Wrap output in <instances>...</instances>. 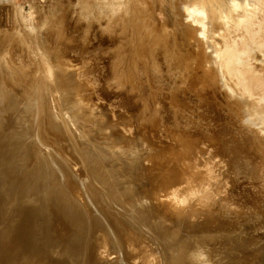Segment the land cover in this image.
I'll list each match as a JSON object with an SVG mask.
<instances>
[{"label": "rangeland", "instance_id": "obj_1", "mask_svg": "<svg viewBox=\"0 0 264 264\" xmlns=\"http://www.w3.org/2000/svg\"><path fill=\"white\" fill-rule=\"evenodd\" d=\"M86 1L87 3H85ZM139 1L0 0V58L2 57L0 59V66L2 65L0 67V86L2 87H0V92L5 91L2 92L4 97L0 93V264H142V258L140 259L138 256V259L133 260L134 257L129 255V246L133 247V245H129V242L133 240L136 248V237L139 239L137 241L140 245V251H144L145 242L152 243L157 249L164 246L162 251L159 249L161 251L158 252L160 255L158 254V260L153 262V264H205L206 261L207 264L210 262V264L264 263L263 256L262 261L259 260L256 263L254 261L258 257L260 259L261 254L264 255V209L263 211L260 209V206L264 207V194H261L260 191V124L256 122L260 116L258 114V117H256V113H260V99L256 101L257 97H253L254 99L250 97L258 96V94L260 96L259 71L264 70V64H260V60H258L260 59V54H264V47L260 41V32L264 34V0H260L259 4L257 0H252L254 2L246 0L249 5H241L243 8L239 9V16L235 15V20L239 18L243 19H239V22H236L231 17L233 16L232 14H230L231 16L228 15L230 11V7L228 6L229 0H224V2L221 0L222 3L220 0H216V3L218 1V7L219 4H222L220 8H224L225 6L226 9V6L229 7L227 8L228 12L223 11L225 12L223 14H225L226 20L231 18L227 21H223L224 17H221L223 14L218 13L216 17L214 14L210 15L211 13H217L215 12L217 9L214 6L216 4L212 5L213 0H204L196 6H192V4L195 5L196 2L198 3L201 0H188L190 3H187L186 0H181L186 2H180V0H171L170 2H168L169 0H155L154 2L159 1V5L155 3L157 6L152 1ZM238 1L241 0H235L236 3ZM204 2L206 4L209 3V9L207 6H203L204 4L202 3ZM137 3L138 7L136 6ZM185 3L186 5H184ZM112 4L115 5L113 6ZM251 4L253 6L256 5V7H253ZM143 5L147 7H143ZM171 5H174V9L176 7V11L178 12L174 9L172 10L173 7ZM187 5L188 9L184 7H187ZM249 6L250 12H247L249 10L246 9L247 14L244 13L245 15H243L241 11H245L244 8ZM141 7L143 8L141 9ZM152 7L154 10L151 9ZM177 7H179V10ZM181 7H184L185 10L181 9ZM189 8L192 10L190 12L193 15L189 12L190 16H193L192 18L188 17L189 14L187 15V12H185ZM180 9L182 15L188 19L183 18L184 16L179 13ZM120 11L122 12L120 13ZM204 12H207V14ZM253 12L256 13V18L252 17L254 21L251 23L252 19L249 20V16L250 18L251 14L255 16ZM142 13H147L148 15H143ZM201 13L206 14V16H203V18L202 15L204 14ZM248 13L251 14L248 15ZM198 16L200 19L196 18ZM194 17L201 21L193 19ZM175 18H179L176 19L179 20V23H175L176 20L173 21ZM232 19L235 21L234 23ZM244 19H247L249 22L247 20L244 21ZM193 20L200 23L203 22L201 23L202 27H198L201 24L195 23L196 21ZM229 20H231L230 24L231 22L234 24H231L233 26L231 28H237L230 29L231 35L229 30V34H227L228 32L225 29L226 35L223 34L222 30L218 34L220 37L222 34L226 37L230 35L231 37H229H233L235 40H229V38L224 37L222 39H227L225 40V44H228L229 41H232V43H229L231 45L234 44L233 42H238V44L242 42L240 45L246 43L247 45H245L248 47L251 46L248 45L249 42L250 44L252 42L253 44L255 43L251 47H248V49L232 48L235 46L230 47V45L222 44L225 47L229 46L232 51L235 50L237 52L235 53L236 55L241 50V52H244L242 56L239 52L238 57H235L233 55L234 52L230 53V48L227 51L219 45L221 43L219 42L220 38H217V32L222 27L219 25H224ZM218 21L219 24L217 23ZM241 21L247 22V24ZM193 23L197 26H194ZM227 23H225V27L230 26ZM235 23H237V26ZM189 26L191 27L189 28ZM210 26L218 27L219 29ZM205 28L206 31L208 29L209 34L213 31L216 33L213 32L212 35H209L205 31ZM211 28L213 31H211ZM238 28L243 29V32L239 31L240 29ZM235 30L239 31V35ZM244 33L245 37L243 36ZM199 34H201L200 37H198ZM241 34L242 36L240 37ZM213 36H217L216 39H218L217 43L219 44H216V41L215 43H213L214 41H210V39L215 40V38H212ZM236 36H239L242 41ZM261 36L264 37L263 35ZM164 38L167 39L164 40ZM206 38L210 39L206 41ZM143 39L145 42H143ZM154 39L155 42L153 41ZM197 39L200 41L199 43H197ZM222 39L221 41H223ZM245 39L248 43L244 41ZM159 41L161 42L159 43ZM36 43L37 45H35ZM209 43L213 45L210 46ZM234 45L239 46L236 43ZM245 45L244 47H246ZM197 47L201 50L199 51ZM217 50H219V53H213L217 52ZM221 50L230 52L225 53L222 58L220 55ZM246 50H248L249 54ZM170 52L174 54L171 55ZM165 54L167 55L165 56ZM210 54L215 55L211 56ZM216 54H219L218 62L215 60ZM228 54L235 58H230ZM247 54L249 58L250 56L253 57L249 59L246 56ZM225 55L237 61L238 64L233 60L230 63V59L225 58ZM13 56L16 57L14 58ZM255 56L258 57L257 60ZM243 57L248 59V62L251 61V63L249 62L251 66H253L252 63L254 61H257L256 64L255 62L253 63L255 66L253 67H257L256 69H258V66L260 67V70L256 72L258 75L254 74L253 71L257 70H253V67H250V64ZM223 59H227L228 62ZM242 59H245L246 62L244 63ZM24 61L25 63L27 61L29 63L27 62L25 65ZM41 61H45V63ZM194 61H196L195 64ZM221 61L225 62L226 66L223 63H221V66L219 64ZM48 62L49 65L47 64ZM206 62H208L209 66ZM42 63L45 64L43 66L47 69L46 72L55 68L56 70L47 72L46 74ZM227 63H230V65L234 64L231 65L232 67L235 66V63L237 64L235 66L237 68L233 67L232 69H237L236 71L239 74L235 75L238 77L234 76V74L229 75L232 78H239L241 84L244 79L245 84L243 82V85H247L244 88L249 91H247L249 97L248 93L246 97L250 98V101L247 102L248 99H246L245 95L242 98L239 96V94L242 95V89V92L239 94H233V86L230 82H235L234 80L239 79H230V77L228 78L229 75L227 76L224 73V71L230 69H227L230 66H227ZM185 65L186 67H184ZM210 65L214 66V69ZM47 67H50V69ZM225 67H227V70H221ZM30 68L33 70H30ZM232 71L234 72L235 70ZM39 72L40 74L37 75ZM193 72L201 73L194 74ZM132 75L134 76L132 77ZM222 75L223 78L221 77ZM239 75L243 78L241 79ZM50 77L52 79L55 78L53 81H60L61 85L53 86L52 84L54 83H52L53 81ZM124 78L127 83L123 81ZM194 78L197 80L195 81ZM199 78L200 81L198 83ZM225 79L228 81L225 82ZM69 80H78L79 82L75 81L78 86L70 90L65 85ZM41 81L45 82V84L48 83L47 86L49 85V87H45L46 90L39 88V86L44 84ZM82 83L84 85H80V88L79 84ZM34 85L35 87H33ZM64 85L65 88H63ZM98 85L101 86L99 87ZM226 85H230L231 90H229L233 93L229 94L230 91L226 89L229 87ZM52 87L55 90L51 89ZM77 87L79 88L77 89ZM127 87L132 88V91ZM225 90H227V95ZM7 93H9V96H7ZM230 97L229 103L227 98ZM114 98L118 99L115 100ZM236 98L238 103L241 102L239 99H243L242 103L236 104ZM120 100L121 102H119ZM252 100L256 103L255 105H252L254 104L253 102L251 103ZM244 101L250 104L248 105ZM179 102L181 103L179 104ZM172 103H174V106ZM231 103H235L236 108L234 107L235 104L233 107L230 106ZM244 103L248 105H244L246 108L242 106ZM261 103L264 104V99ZM178 104L179 106H177ZM231 107L232 110L230 109ZM256 107L258 108V112L254 109ZM234 108L238 112L237 110L235 112ZM48 109H52L53 111ZM250 110L252 112L255 111L253 117ZM245 112H251L250 117L252 120H249L250 117L248 115L250 114L247 115ZM45 113L47 114L44 115ZM237 113L239 116L242 115V118L238 117ZM39 115L40 117H38ZM46 116H50L47 117L50 120L48 121L46 118L47 122L44 123ZM245 118L248 119L246 120ZM50 121L55 125H61V128H49ZM47 128H49V131L45 130ZM59 129L60 131H58ZM130 129L133 132L130 133ZM52 130L54 134H52ZM77 130L78 132H76ZM47 132L51 138L45 135ZM127 132L128 134H126ZM60 133L63 135L59 140L57 136ZM153 136H156L155 138L157 139L153 140ZM47 137L49 138L47 139ZM62 137L65 139L63 140ZM69 138H72V142L74 143L73 148L70 149L68 146ZM146 143H149L150 146ZM74 146L77 151H75ZM60 147L63 148L61 151ZM191 147L201 149L203 151L202 154H207L208 157L216 158L217 160H219L218 158H222L220 160L225 161L227 164L225 171H222L224 165L220 164V167H218V169H221L220 173H224L222 175L224 182H229L225 191L217 193L216 200L217 202H221L225 199L229 202L230 207L226 210L217 207V209H220L219 214L224 219L223 222L220 221L219 214L216 220H214L213 215L214 219H208L209 221L204 224L202 223L201 226L200 222L203 217L195 227L194 223L183 221L190 224V228L188 229L187 224L184 225L186 229L183 228V230L186 232H182L183 235L179 240V236L177 237L175 234L176 229L172 225H175L180 220L175 219V222L173 221L174 224H167L166 221L162 223V216L166 214L170 218L171 212L170 210L164 211L162 216L159 215L157 217L155 204L158 201L160 202V200H157L156 196L160 191V184H163L165 176L168 175L166 171L164 172L165 163L169 160L168 155L177 152L179 149L180 152L184 153L185 148ZM9 151H12L13 155ZM82 151L86 152L89 157V162H86V165L83 163L85 159L81 155ZM65 152L66 154H71L66 156ZM15 156L17 157L15 158ZM68 156H72L74 159ZM9 158L10 160H8ZM11 158L13 159L11 160ZM76 163L78 166L74 165ZM179 164L182 166V163L178 162L176 169L179 167ZM94 165H98L95 174ZM185 168L182 167V170H186ZM76 170H79L78 173L80 175L77 174ZM189 175L191 176L190 169L187 176ZM82 184L86 186L84 187L85 189ZM52 186L53 189H51ZM221 210H225L224 214ZM160 211L159 209L158 212L160 213ZM142 213L145 214L143 215ZM78 218L79 220H77ZM153 227L156 228L152 229ZM160 227L163 229L167 227V229L162 230ZM198 228L199 230H197ZM175 236L178 238L177 241L175 239L174 242H171L170 240ZM195 238H199V241H195ZM95 241L97 243H94ZM106 243L110 244L111 255H107ZM232 243L234 244L232 245ZM184 245L187 246L186 251L189 249L190 253L186 254L182 259L172 260V257L178 253V249H181ZM177 246L179 247L177 248ZM233 249L239 251L234 256L231 254ZM136 251H138L137 248ZM253 252L256 254L258 252L257 255L259 256L256 259L253 257L252 261L250 260V256L255 255ZM203 255L206 256L205 258H208L204 259ZM197 259L199 260L197 261Z\"/></svg>", "mask_w": 264, "mask_h": 264}, {"label": "bare ground", "instance_id": "obj_2", "mask_svg": "<svg viewBox=\"0 0 264 264\" xmlns=\"http://www.w3.org/2000/svg\"><path fill=\"white\" fill-rule=\"evenodd\" d=\"M105 1V0H104ZM132 1V0H131ZM137 1V0H136ZM139 1V0H138ZM147 1H152L153 3H154V5H156L155 3H157L158 4V2L159 1H157V2H154L155 0H147ZM166 1V0H165ZM168 1V0H167ZM171 0H169L168 2H170ZM175 1H177V0H175ZM187 1V3H190V2H188V0H186ZM186 1H181L180 0V2H186ZM193 1V0H192ZM198 1V0H197ZM202 1H204V0H201V1H199L198 3L196 2V4L195 5H193L192 3H194V2H192L191 4H192V6H196L197 4H199L200 2H202ZM219 1V0H218ZM218 1H217V3H216V0L214 1L213 0V4L212 5H214V4H216V5H214L215 7H216V9H217V11H215V12H217V13H211L210 15H213L214 14V16L216 17V16H218L217 14L219 13V14H223V13H225V12H223V11H227V8H229L230 7V11H229V13H228V15H230V14H232L233 16H231L232 18H234V20H235V15L237 14V16H239V14H240V11H239V9H242L243 8V6H245L244 4H248V1H246V0H241V1H238L237 3L235 2V0H229L228 1V6L229 7H227L226 6V9H225V6H224V8H220V5H222V4H219V7H218ZM223 2H224V0H222ZM243 1H245V2H243ZM252 1V0H251ZM258 2V4L260 3V0H257ZM92 2V1H91ZM90 2V3H91ZM117 2V1H116ZM140 2V1H139ZM144 2V1H143ZM167 2V3H168ZM172 2H174V1H172ZM179 2V3H180ZM220 2H221V0H220ZM226 2V1H225ZM252 2H254V1H252ZM85 3H87V1L85 2ZM112 3H115V2H112ZM147 3V2H146ZM145 3V4H146ZM153 3H151V4H153ZM222 3V2H221ZM249 3H251V2H249ZM129 4V3H128ZM134 4V3H133ZM143 4V3H142ZM164 4V3H163ZM166 4V3H165ZM175 4V3H174ZM202 4H204L203 6H207V8L209 9V7H208V4H206V2H204V3H202ZM92 5V4H91ZM113 6L115 5V4H112ZM147 5V4H146ZM146 5H143V7L144 6H146ZM159 5V4H158ZM168 5L170 6V4L168 3ZM176 5V4H175ZM179 5V4H178ZM184 5H186V3L184 4ZM241 5H243V6H241ZM249 5V4H248ZM247 5V6H248ZM252 5V4H251ZM104 6V5H103ZM118 6V5H117ZM122 6V5H121ZM128 6V5H127ZM126 6V7H127ZM137 7H138V3H137V5H136ZM136 6H134V7H136ZM153 6V5H152ZM157 6V5H156ZM155 6V7H156ZM172 6V5H171ZM177 6V5H176ZM200 6V5H199ZM209 6H211V5H209ZM253 6V5H252ZM109 7V6H108ZM136 7V8H137ZM143 7H141V9L143 8ZM147 7V6H146ZM173 8H172V10L174 9V5L172 6ZM185 8H187L188 9V5H187V7L186 6H184ZM184 7H181V9L183 8L184 10H185V8ZM198 7V6H197ZM197 7H195L196 9H198ZM253 7H256V5L255 6H253ZM107 8V7H106ZM122 8V7H121ZM161 8H163L162 6H161ZM168 9H169V7H167ZM192 8V7H191ZM201 8V10H203L202 9V7H200ZM206 8V7H205ZM211 8V7H210ZM248 8H250V6L249 7H245L244 8V10L245 11H241V12H243L242 14L243 15H245V14H247V12H250V10L248 9ZM258 8V7H257ZM108 9V8H107ZM126 9V8H125ZM146 9V8H145ZM149 9V8H148ZM151 9H153V7L151 8ZM159 9V8H158ZM177 9L179 10V7H177ZM181 9H180V14L182 15V11H181ZM246 9H248L249 11H247ZM106 10V9H105ZM113 10V9H112ZM137 10V9H136ZM154 10V9H153ZM163 10V9H162ZM166 10V9H165ZM175 11H176V7H175V9H174ZM259 10V9H258ZM14 11V10H13ZM103 11V10H102ZM149 11V10H148ZM190 11H192L190 8H189V10L188 11H185V12H187V15H188V17H190V18H192L191 16H190V13L192 14V12H190ZM199 11V10H198ZM210 11H211V9H210ZM227 11V12H228ZM247 11V12H246ZM254 11V10H253ZM106 12V11H105ZM122 11H120V13H121ZM151 12V11H150ZM154 12V11H153ZM159 12V11H158ZM176 12H178V11H176ZM190 12V13H189ZM194 12V11H193ZM234 12H237V13H235L234 14ZM239 12V13H238ZM256 12V11H255ZM259 12H260V10H259ZM259 12H257V14H259ZM172 13V12H171ZM174 13V12H173ZM204 13H206L207 14V12H204ZM204 13H201V14H204ZM245 13V14H244ZM251 13H252V11H251ZM251 13H248V15H250ZM141 14V13H140ZM143 15H145V14H147V13H142ZM154 14V13H153ZM152 14V15H153ZM206 14H204V15H202V17L203 16H206ZM256 13H254L253 12V15H255ZM122 15V14H121ZM131 15V14H130ZM132 15H134V14H132ZM148 15V14H147ZM146 15V16H147ZM150 15V14H149ZM151 15V16H152ZM155 15V14H154ZM193 15V14H192ZM197 15V14H196ZM247 15V16H248ZM145 16V17H146ZM182 16H184V15H182ZM229 16V17H230ZM236 16V17H237ZM242 16V15H241ZM240 16V17H241ZM258 16V15H257ZM60 17V16H59ZM176 17H178V16H176ZM221 17H224L223 19V21H227L228 19H231V18H228L227 20L225 19L226 17H225V14H223V16H221ZM252 17H255L256 18V15L255 16H252V14H251V18H250V16H249V20L250 19H252V22L251 23H253V18ZM183 18H185V16L183 17ZM196 18H199V16L198 17H196ZM195 17L193 18V19H196ZM204 18V17H203ZM203 18H201V19H203ZM242 18V17H241ZM243 18H245V17H243ZM47 19V18H46ZM133 19V18H132ZM176 19H179V18H175L173 21H175ZM182 19V18H181ZM180 19V20H181ZM185 19H188V18H185ZM185 19H183V20H185ZM200 19V18H199ZM199 19H196V20H198V21H201V20H199ZM210 19H211V17H210ZM222 19V18H221ZM240 19V18H239ZM238 19V20H239ZM248 19V18H247ZM247 19H244V21H246ZM51 20V19H50ZM139 20V19H138ZM137 20V21H138ZM143 20V19H142ZM170 20V19H169ZM191 20V19H190ZM196 20H193V21H196ZM214 20H216V19H214ZM233 19H232V22L234 23L235 21L237 22L238 20H235L234 21ZM240 20H243V19H240ZM51 21H53V20H51ZM144 21V20H143ZM179 20H176L175 21V23L176 22H178ZM186 21V20H185ZM188 21V20H187ZM192 21V20H191ZM217 21V20H216ZM230 21L231 20H229V22L227 23V22H225V23H227V24H230ZM244 21H241V22H244ZM248 21V20H247ZM171 22V21H170ZM183 22V21H182ZM188 22H190V21H188ZM211 22V21H210ZM209 22V23H210ZM231 22V24L232 25H234L233 23ZM239 22V21H238ZM249 22V21H248ZM124 23H126V22H124ZM157 23H159V22H157ZM167 23V22H166ZM169 23V22H168ZM179 23V22H178ZM186 23V22H185ZM195 23H200V22H195ZM195 23H193L194 24V26H197V25H195ZM201 23H203V22H201ZM200 23V24H201ZM207 23V22H206ZM208 23V24H209ZM218 24H219V21L217 22ZM217 23H215V24H217ZM224 23V25L222 24V25H219V26H222V27H220L221 29H219L218 27H213V26H210V27H212V28H218L219 29V31L216 29V31H218L217 32V34L218 33H220V30H222V32H223V34H225L226 35V33H225V30H227V32H228V30H229V32L231 31L230 29H234V28H237V27H234V28H231V27H233V26H231V24H230V26H226L225 27V24ZM245 24H247V22H244ZM76 24V23H75ZM127 24V23H126ZM183 24V23H182ZM181 24V25H182ZM188 24H190V23H188ZM221 24V23H220ZM236 24V26H237V23H235ZM242 24V23H241ZM249 24V23H248ZM58 25V24H57ZM56 25V26H57ZM167 25V24H166ZM211 25V24H210ZM214 25V24H213ZM239 25H240V23H239ZM238 25V26H239ZM243 25V24H242ZM250 25V24H249ZM248 25V26H249ZM61 26V25H60ZM179 26V25H178ZM241 26V25H240ZM126 27V26H125ZM147 27V26H146ZM153 27H155V26H153ZM177 27V26H176ZM180 27H182V26H180ZM191 26H189V28H190ZM198 27H202V24L200 25V26H198ZM223 27H225V28H223ZM227 27H229V29H227ZM247 27V26H246ZM58 28V27H57ZM124 28V27H123ZM171 28H173V27H171ZM175 28V27H174ZM177 28H179V27H177ZM211 28V31H213V29ZM241 28V27H240ZM240 28H238V29H240ZM133 29V28H132ZM140 29V28H139ZM155 29V28H154ZM202 29V28H201ZM225 29V30H224ZM237 29V30H238ZM243 29H244V27H243ZM243 29H240L239 31H241V32H243L242 30ZM61 30V29H60ZM70 30V29H69ZM146 30V29H145ZM187 30H189L188 28H187ZM194 30H196V29H194ZM194 30H192V31H194ZM200 30V29H199ZM253 30V29H252ZM115 31V30H114ZM151 32H152V30H150ZM173 31V30H172ZM203 31V30H202ZM205 31H206V28H205ZM236 31V30H235ZM239 31H236L237 33L239 32ZM263 31V30H262ZM196 32H198V31H196ZM208 34H209V31H208V29H207V31H206ZM214 33H216L215 31H213ZM213 32H210V34L209 35H212V33ZM229 32L227 33V34H229ZM137 33V32H136ZM149 33V32H148ZM172 33V32H171ZM199 33V32H198ZM202 33V32H201ZM109 34H111V33H109ZM131 34H133V33H131ZM151 34V33H150ZM217 34H215V35H217ZM222 34V36L220 37L219 36V34H218V37L217 36H213L212 38H215V40L214 39H210V41H214L213 43H215V41H216V44H219V43H217L218 41V39H216V37L217 38H220L219 40V42L221 43V44H219L220 45V47H222V49H224L225 48V50H227L228 48H230V47H232V46H235V47H232V48H236V47H238V48H244V49H248V47H251L252 46V44H253V42H252V44H250V42H249V44L248 45H251V46H246L244 43V45L246 46V47H244V45H240L242 42H240V40H241V36H242V34L240 35V37L239 36H236V37H239V44H238V42H233L234 44L236 43L237 45H239V46H236V45H231V44H229L230 42L232 43V41H229V43L228 44H225L226 43V41L225 40H227V39H222V38H224V37H226L225 35H223ZM236 34V33H235ZM30 35H32V34H30ZM174 35V34H173ZM194 35V34H193ZM197 35V34H196ZM200 35L201 34H199L198 35V37H200ZM203 35H204V33H203ZM207 35V34H206ZM230 35H231V32H230ZM230 35H228V37H226V38H229V40H235L233 37L232 38H230L231 36ZM232 35L233 36H235L233 33H232ZM238 35H239V33H238ZM261 35H263L264 36V34H263V32H260V41H261V43H262V46L264 47V37H262ZM58 36H59V34H58ZM137 36H139V35H137ZM148 36V35H147ZM153 36V35H152ZM156 36H158V35H156ZM163 36V35H162ZM180 36V35H179ZM230 36V37H229ZM244 37H245V33H244V35H243ZM248 36V35H247ZM246 36V37H247ZM143 37V36H142ZM193 37V36H192ZM203 37H206V36H203ZM207 37H208V35H207ZM249 37V36H248ZM18 38V37H17ZM172 38H174V37H172ZM177 38V37H176ZM183 38V37H182ZM40 39V38H39ZM42 39V38H41ZM148 39V38H147ZM150 39L152 40V37L150 36ZM156 39V38H155ZM155 39L153 40L154 42H155ZM161 39V38H160ZM167 39V38H166ZM165 38H164V40H166ZM170 39V38H169ZM168 39V40H169ZM179 39V38H178ZM177 39V40H178ZM203 39V38H202ZM207 39V38H206ZM209 39H207L206 41H208ZM221 39L223 40V41H221ZM250 39V38H249ZM138 40V39H137ZM238 40V39H237ZM248 40V39H247ZM35 41H37V40H35ZM141 41V40H140ZM183 41V40H182ZM197 41H198V39H197ZM225 41V42H224ZM242 41V40H241ZM244 41H246V39L244 40ZM42 42V41H41ZM40 42V43H41ZM143 42H145L144 41V39H143ZM157 42V41H156ZM161 41H159V43H160ZM165 42V41H164ZM200 41H198L197 43H199ZM202 42V41H201ZM222 42H224V43H222ZM247 43H248V41H246ZM142 43V42H141ZM43 44V43H42ZM133 44V43H132ZM146 44H147V42H146ZM146 44H145V46H146ZM171 44V43H170ZM173 44H175V43H173ZM202 44V43H201ZM208 44V43H207ZM210 44V43H209ZM215 44V45H216ZM222 44H225V45H230V47L229 46H226L225 47V45H222ZM255 44V43H254ZM253 44V45H254ZM35 45H37V43L35 44ZM150 45V44H149ZM153 45H155V44H153ZM160 45V44H159ZM211 45H213V44H210V46ZM32 46V45H31ZM224 46V47H223ZM243 46V47H242ZM135 47V46H134ZM141 47V46H140ZM144 47V46H143ZM178 47V46H177ZM203 47V46H202ZM213 47V46H212ZM217 47V46H216ZM257 47V46H256ZM262 47V48H263ZM41 48H42V46H41ZM148 48V47H147ZM170 48H172V47H170ZM176 48V47H175ZM259 48V47H258ZM20 49V48H19ZM143 49V48H142ZM169 49V48H168ZM197 49L200 51L201 49L200 48H198L197 47ZM203 49L205 50V48L203 47ZM221 49V48H220ZM231 49V48H230ZM229 49V50H230ZM251 49H254V48H251ZM37 50V49H36ZM186 50V49H185ZM193 50V49H192ZM204 50H202V52H204ZM207 50V49H206ZM211 50H213V49H211ZM216 50V49H215ZM234 50V49H233ZM264 50V49H263ZM19 51V50H18ZM140 51L142 52V50L140 49ZM139 51V52H140ZM150 51V50H149ZM156 51V50H155ZM173 51V50H172ZM171 51V52H172ZM190 51V50H189ZM188 51V52H189ZM195 51V50H194ZM219 50H217V52L215 51V52H213V53H219L218 52ZM222 51V50H221ZM228 51V50H227ZM231 51V52H230ZM229 52L230 53H232V52H234V54L233 55H235V57L237 56V55H239V52L241 53V56H242V53H244V52H241V50L240 51H238V54L236 55L235 53H237V52H235V50L234 51H232V49L230 50ZM237 51V50H236ZM243 51H245V50H243ZM247 52H248V50H246ZM249 51H251V50H249ZM35 52V51H34ZM138 52V53H139ZM153 52V51H152ZM171 52H170V54H171ZM176 52V51H175ZM186 52V51H185ZM205 52H207V51H205ZM229 52H226V51H222L221 52V57L223 58L224 57V54L225 53H229ZM246 52V53H247ZM145 53H146V49H145ZM149 53V52H148ZM156 53V52H155ZM212 53V52H211ZM223 53V54H222ZM245 53V54H246ZM53 54V53H52ZM168 54V53H167ZM167 54H165V56L167 55ZM174 54V53H173ZM173 54H171V55H173ZM248 54H249V52H248ZM248 54L246 55L247 56V58H249L248 57ZM250 54H251V52H250ZM253 54V53H252ZM7 55V54H6ZM24 55V54H23ZM134 55V54H133ZM139 55V54H138ZM143 55V54H142ZM146 55V54H145ZM194 55V54H193ZM195 55H196V53H195ZM211 55V54H210ZM213 55H215V54H213ZM213 55H211V56H213ZM217 56H215L216 57V62H218L219 61V54H216ZM227 55V54H226ZM225 55V56H226ZM229 56H230V58H235V57H232L230 54H228ZM244 55V54H243ZM254 55H256V54H254ZM10 56H11V54H10ZM26 56V55H25ZM43 56V55H42ZM48 56V55H47ZM185 56V55H184ZM240 56V57H241ZM245 56V55H244ZM250 56V55H249ZM257 56V55H256ZM255 56V57H256ZM14 57V56H13ZM16 57V56H15ZM14 57V58H15ZM23 57V56H22ZM41 57V56H40ZM43 57H45V56H43ZM199 57V56H198ZM238 57V56H237ZM239 57V58H240ZM253 57V56H252ZM251 56H250V58L249 59H251L252 58ZM254 57V58H255ZM2 58V57H1ZM0 58V59H1ZM28 58V57H27ZM48 58V57H47ZM46 58V59H47ZM141 58V57H140ZM168 58V57H167ZM183 58V57H182ZM225 58H227V59H230L228 56H226ZM243 58H245V57H243ZM257 58L258 57H256V60H257ZM9 59V58H8ZM23 59V58H22ZM26 59V58H25ZM38 59H39V57H38ZM56 59V58H55ZM166 59V58H165ZM164 59V60H165ZM181 59V58H180ZM207 59V58H206ZM214 59V58H213ZM217 59H218V61H217ZM227 59H223V60H226L227 62H228V60ZM238 59V58H237ZM241 59V58H240ZM246 59V58H245ZM242 59V61L245 63L246 62V60H247V63H251V61H249L248 62V59ZM27 60V59H26ZM138 60V59H137ZM163 60V59H162ZM194 60H198V59H194ZM221 60V59H220ZM231 60H233L234 61V59H230L229 61H230V63L232 62ZM239 60V59H238ZM254 60V59H253ZM258 60H260V64H264V54H260V59H258ZM7 61V60H6ZM22 61V60H21ZM29 61V60H28ZM27 61V62H28ZM50 61V60H49ZM116 61V60H115ZM134 61H136V60H134ZM166 61V60H165ZM241 61V60H240ZM5 62V61H4ZM10 62V61H9ZM15 63H16V61H14ZM26 62V63H27ZM32 62V61H31ZM41 62H44L45 63V61H41ZM52 62V61H51ZM53 62H55V61H53ZM69 62V61H68ZM139 62V61H138ZM155 62V61H154ZM178 62V61H177ZM189 63H190V61H188ZM198 62V61H197ZM210 62H212V61H210ZM234 62H236L237 64H238V62L237 61H234ZM255 62V64L257 63V61H254ZM253 62V63H254ZM13 63V62H12ZM19 63V62H18ZM23 63H25V61L23 62ZM26 63H25V65H26ZM29 63V62H28ZM119 63H120V61H119ZM165 63V62H164ZM188 63V64H189ZM196 63V61H194V64ZM207 63V65H208V62H206ZM205 63V64H206ZM221 63H223V61H221V62H219V64L222 66V64ZM225 63V62H224ZM223 63V65H225L226 66V63L224 64ZM230 63L228 64L227 63V66L228 65H230ZM235 63V66H237V64ZM240 63V62H239ZM249 63V64H250ZM252 63V65L254 66V64ZM11 64V63H10ZM21 64H22V62H21ZM48 65H49V62L47 63ZM46 64V66H48ZM65 64V63H64ZM116 64V63H115ZM144 64V63H143ZM179 64V63H178ZM181 64V63H180ZM183 64V63H182ZM193 64V63H192ZM197 64H201V63H197ZM196 64V65H197ZM5 65V64H4ZM13 65V64H12ZM11 65V66H12ZM30 65V64H29ZM37 65V64H36ZM43 65H45V64H43L42 63V66ZM57 65V64H56ZM59 65V64H58ZM65 65H67V64H65ZM112 65H114V64H112ZM116 65H118V64H116ZM170 65V64H169ZM168 65V66H169ZM175 65H176V63H175ZM213 65H215V63H213ZM231 65H234V64H231ZM230 65V66H231ZM2 66V65H1ZM0 66V67H1ZM7 66H8V64H7ZM39 66V65H38ZM135 66V65H134ZM181 66H183V65H181ZM198 66H200V65H198ZM209 66V65H208ZM208 66H204V67H208ZM210 66H212V65H210ZM225 67V68H222L221 70H225L226 68L227 69H232L233 67L234 68H237V67H235V66H231V67ZM250 67H253V66H251V64L249 65ZM6 67V66H5ZM10 67V66H9ZM19 67V66H18ZM37 67V66H36ZM52 67H54V66H52ZM184 67H186V65L184 66ZM183 67V68H184ZM192 67V66H191ZM201 67H203V66H201ZM214 66H212V68H213ZM255 67V66H254ZM252 68L253 70L254 69H256V68ZM11 68V67H10ZM35 68V67H34ZM45 67L43 66V69H44ZM47 68H49L50 69V67H47ZM111 68V67H110ZM124 68V67H123ZM133 68V67H132ZM161 68V67H160ZM196 68V67H195ZM198 68H200V67H198ZM217 68V67H216ZM8 69V68H7ZM13 69V68H12ZM28 69V68H27ZM52 69V68H51ZM115 69L117 70V68L115 67ZM209 69V68H208ZM214 69V68H213ZM226 69V70H227ZM228 70V71H224V73L228 76L229 74H234V76H236V77H238L237 75L239 74L236 70L237 69H232V70H235L234 72L232 71V70ZM262 69V68H261ZM3 70V69H2ZM11 70V69H10ZM24 70V69H23ZM30 70H33V69H31L30 68ZM45 71L44 72H46V68L44 69ZM53 70H56V68L55 69H53ZM53 70H50V71H53ZM162 70V69H161ZM187 70H188V68H187ZM218 70V69H217ZM257 71H253L254 72V74H256V75H258V73H256V72H258V70H260V67L258 66V69H256ZM9 71V70H8ZM13 71V70H12ZM26 71V70H25ZM34 71H36V70H34ZM42 71V70H41ZM49 70L47 71V72H50ZM115 71V70H114ZM120 71V70H119ZM129 71V70H128ZM127 71V72H128ZM178 71V70H177ZM180 71H181V68H180ZM196 71H199V70H196ZM207 71V70H206ZM38 72V71H37ZM47 72H46V74H47ZM111 72V71H110ZM116 72V71H115ZM114 72V73H115ZM126 72V73H127ZM131 72V71H130ZM162 72V71H161ZM188 72V71H187ZM192 72V71H191ZM204 72V71H203ZM217 72V71H216ZM220 72H222V71H220ZM230 72H232V73H230ZM260 72V96H259V94H258V96H250V97H252V99H254L255 97H257L258 99H256V101L258 100L259 101V99H260V113H256L257 114V116L256 117H258V114H260V116H259V118L256 120V122L257 123H259L260 124V191H261V194H264V104H262L261 102H262V100L264 99V70H260L259 71ZM26 73V72H25ZM34 73V72H33ZM33 73H31L32 75H33ZM41 73H43V72H41ZM122 73H123V71H122ZM129 73V72H128ZM147 73V72H146ZM170 73V72H169ZM168 73V74H169ZM181 73V72H180ZM194 73V72H193ZM198 74L199 73H201V72H197ZM197 73H194V74H197ZM205 73V72H204ZM209 73V72H208ZM228 73V74H227ZM238 73V74H237ZM14 74V73H13ZM40 74V72L37 74V75H39ZM50 74H52V73H50ZM55 74V73H54ZM81 74V73H80ZM117 74H119V73H117ZM211 74V73H210ZM220 74V73H219ZM219 74H215V75H219ZM235 74H237V75H235ZM6 75H8V74H6ZM22 75V74H21ZM49 75V74H48ZM60 75V74H59ZM123 75H126V74H123ZM165 75H167V74H165ZM183 75V74H182ZM201 75H203V74H201ZM224 75V74H223ZM223 75L221 76L222 78H223ZM30 76V75H29ZM34 76H35V74H34ZM47 76V75H46ZM134 75H132V77H133ZM192 76H194V75H192ZM231 75H229L228 76V78L230 77ZM233 76V75H232ZM240 76V75H239ZM5 77H7V76H5ZM4 77V78H5ZM21 77V76H20ZM37 77V76H36ZM49 77V76H48ZM52 77V76H51ZM50 77V78H51ZM54 77H57V76H54ZM69 77V76H68ZM81 77H83V76H81ZM109 77V76H108ZM115 77V76H114ZM117 77V76H116ZM123 77V76H122ZM121 77V78H122ZM131 77V76H130ZM129 77V78H130ZM207 77H209V76H207ZM8 78V77H7ZM14 78V77H13ZM44 78H45V76L43 77V80H44ZM62 78H64L63 76H62ZM61 78V79H62ZM86 78V77H85ZM129 78H127V79H129ZM173 78V77H172ZM183 78V77H182ZM186 78V77H185ZM189 78V77H188ZM192 78V77H191ZM215 78V77H214ZM225 78H226V76H225ZM240 78L242 79L243 77L242 76H240ZM52 79V78H51ZM50 79V80H51ZM53 79H55V78H53ZM53 79H52V81H53ZM110 79V78H109ZM120 79V78H119ZM166 79V78H165ZM168 79V78H167ZM177 79V78H176ZM195 79V81L197 80L196 78H194ZM201 79H203V78H201ZM217 79H218V77H217ZM230 79H239V78H235V77H230ZM229 79V80H230ZM14 80V79H13ZM20 80V79H19ZM36 80H37V78H36ZM174 80V79H173ZM209 80V79H208ZM221 80H223V79H221ZM226 80V79H225ZM224 80V81H225ZM63 81H64V79H63ZM63 81H61L62 83H63ZM75 81H78V80H75ZM75 81H71V80H69L67 83H65V85H66V87L67 88H69L70 90L71 89H75L76 88V86H78V84H77V82H75ZM123 81H125V78L123 79ZM134 81V80H133ZM132 81V82H133ZM148 81V80H147ZM178 81V80H177ZM180 81V80H179ZM182 81V80H181ZM192 81H194V80H192ZM191 81V82H192ZM199 81H200V78L198 79V83H199ZM228 80H226L225 82H227ZM235 82H230L231 84H232V90H233V92L232 91H230L231 89H230V85L228 86V85H226L227 87H229V88H226L227 90H229L230 91V93L229 94H231V93H233V94H239L240 92H242V95H240L239 94V96H241V98H242V96H244L245 95V97H246V94L249 92L248 90H245L246 88H244V87H247V85L245 86V85H243V82H244V79H243V82H242V84H241V81H240V79L239 80H234ZM8 82V81H7ZM10 82V81H9ZM24 82V81H23ZM27 82V81H26ZM34 82H35V80H34ZM43 81H41V83H42ZM48 82H49V80H48ZM79 82V81H78ZM84 82V81H83ZM104 82V81H103ZM108 82V81H107ZM110 82H112V81H110ZM115 82V81H114ZM126 82V81H125ZM175 82V81H174ZM223 82V81H222ZM225 82H223V83H225ZM239 82H240V84H239ZM16 83V82H15ZM40 83V84H41ZM44 84H42V86H39V88H44V90H46L45 89V87L46 88H48L49 87V85L47 86V84L48 83H46L45 84V82H43ZM52 83H54V84H52L53 86H58L59 84H60V81H53ZM95 83V82H94ZM118 83V82H117ZM127 83V82H126ZM193 83V82H192ZM197 83V82H196ZM1 84V83H0ZM26 84V83H25ZM28 84V83H27ZM180 84V83H179ZM213 84H215V83H213ZM218 84V83H217ZM225 84H227V83H225ZM244 84H245V82H244ZM24 85V84H23ZM29 85V84H28ZM36 85V84H35ZM35 85L33 86V87H35ZM51 85V84H50ZM61 85V84H60ZM65 85L63 86V88H65ZM80 85H84L83 83L82 84H79V87H80ZM109 85V84H108ZM126 85V84H125ZM129 85V84H128ZM181 85H182V82H181ZM186 85V84H185ZM242 85V86H241ZM10 86V85H9ZM19 86V85H18ZM99 87L101 86V85H98ZM180 86V85H179ZM198 86V85H197ZM196 86V87H197ZM220 86V85H219ZM1 87V86H0ZM79 87H77V89L79 88ZM124 87V86H123ZM130 87H132V86H130ZM130 87H127V88H129L131 91H132V88H130ZM189 87V86H188ZM242 87V88H241ZM2 88V87H1ZM26 88V87H25ZM59 88V87H58ZM62 88V89H63ZM81 88V87H80ZM94 88H95V85H94ZM126 88V87H125ZM190 88V87H189ZM8 89V88H7ZM51 89H54L53 87L51 88ZM60 89V88H59ZM100 89V88H99ZM128 89V90H129ZM186 89H188V88H186ZM221 89H222V87H221ZM241 89H242V91H241ZM249 89H250V87H249ZM3 90V89H2ZM40 90V89H39ZM48 90H50V89H48ZM55 90V89H54ZM176 90H177V88H176ZM180 90V89H179ZM227 90H225V93H226V91ZM1 91V90H0ZM38 91V90H37ZM36 91V92H37ZM52 91V90H51ZM98 91V90H97ZM96 91V92H97ZM178 91V90H177ZM246 93H245V92ZM248 91V92H247ZM250 91H251V89H250ZM2 92H5V91H2ZM2 92H0V93H2ZM18 92H19V90H18ZM31 92H32V90H31ZM56 92V91H55ZM93 92V91H92ZM96 92H94V93H96ZM136 92V91H135ZM33 93V92H32ZM46 93H48L47 91H46ZM115 93V92H114ZM130 93V92H129ZM244 93V94H243ZM251 93V92H250ZM6 94V93H5ZM9 93H7V96H9L8 95ZM38 94H39V91H38ZM58 94V93H57ZM56 94V95H57ZM233 94H232V96H233ZM4 94L2 93V96H3ZM15 95V94H14ZM21 95V94H20ZM29 95H31V94H29ZM36 95V94H35ZM78 95H80V94H78ZM100 95V94H99ZM226 95H227V93H226ZM225 95V96H226ZM248 95V97H249V93L247 94ZM251 95V94H250ZM36 96H38V95H36ZM44 96V95H43ZM109 96V95H108ZM235 96V95H234ZM4 97V96H3ZM54 97H56V96H54ZM53 97V99H55ZM78 97V96H77ZM92 97V96H91ZM237 97H238V95H237ZM254 97V98H253ZM260 97V98H259ZM9 98V97H8ZM42 98V97H41ZM101 98V97H100ZM119 98V97H118ZM118 98H116V99H118ZM177 98V97H176ZM238 98H240V97H238ZM244 98V97H243ZM4 99V98H3ZM31 99H32V97H31ZM36 98L34 97V100H35ZM46 99V98H45ZM51 99V98H50ZM115 99V98H114ZM113 99V100H114ZM115 99V100H116ZM229 99H231V97L230 98H227V100H228V102L230 103V101H229ZM246 99H248L247 100V102L248 101H250V98H247L246 97ZM5 100V99H4ZM39 100V99H38ZM47 100V99H46ZM52 100V99H51ZM57 100V99H56ZM85 100V99H84ZM101 100V99H100ZM236 100H237V98H236ZM236 100H234V101H236ZM239 100H241V102H239L238 103V100L235 102L236 104H241L242 103V101H243V99H239ZM244 100H245V98H244ZM36 101V100H35ZM45 101V100H44ZM48 101V100H47ZM97 101V100H96ZM111 101V100H110ZM233 101V100H232ZM231 101V102H232ZM254 100H252L251 101V103L253 102ZM29 102V101H28ZM53 102V101H52ZM54 102H56V101H54ZM114 102V101H113ZM119 102H121V100L119 101ZM171 102V101H170ZM176 102H177V100H176ZM227 102V101H226ZM245 103H247L246 101H244ZM7 103V102H6ZM6 103H4V104H6ZM39 103H40V100H39ZM87 103V102H86ZM181 102H179V104H180ZM234 103V104H235ZM243 104L242 106H246L247 104L249 105L250 103H247V104ZM254 104H252V105H255L256 103L255 102H253ZM35 104V103H34ZM115 104V103H114ZM174 103H172V105H173ZM179 104L177 105V106H179ZM232 104V105H231ZM230 104V106H232L233 107V103H231ZM236 104H235V108H236ZM37 105H39L38 103H37ZM47 105V104H46ZM52 105V104H51ZM227 105H229V104H227ZM247 105V106H248ZM1 106V105H0ZM6 106V105H5ZM11 106V105H10ZM29 106V105H28ZM40 106V105H39ZM43 106V105H42ZM129 106V105H128ZM158 106V105H157ZM174 106V105H173ZM241 106V105H240ZM241 106V107H242ZM244 106V107H245ZM36 107V106H35ZM57 107H59V106H57ZM61 107V106H60ZM103 107V106H102ZM232 107L230 108L231 110H232ZM237 107H239V106H237ZM240 107V108H241ZM251 107V106H250ZM253 107V106H252ZM8 108V107H7ZM13 108V107H12ZM37 108H39V107H37ZM234 108V110H235V112H236V110L237 109H235ZM240 108H238L239 110H240ZM246 108V107H245ZM244 108V109H245ZM58 109V108H57ZM242 109V108H241ZM248 109H250V108H248ZM255 110H257L258 108L256 107V108H254ZM42 110V109H41ZM41 110H40V112H41ZM48 110H52V109H48ZM59 110V109H58ZM57 110V111H58ZM246 110V109H245ZM253 110V109H252ZM252 110H250L251 112H252ZM38 112H39V110H37ZM53 111V110H52ZM51 111V112H52ZM228 111V110H227ZM237 112H238V110H237ZM243 112H244V110H243ZM243 112H242V115H243ZM251 112L250 113H248V112H245L247 115L248 114H250V115H248L249 117L251 116ZM255 112V111H254ZM254 112H252V117H253V113ZM256 112H258V110L256 111ZM11 113V112H10ZM42 113V112H41ZM97 113V112H96ZM120 113V112H119ZM47 113H45L44 115H46ZM59 114V113H58ZM61 114H63V113H61ZM122 114V113H121ZM238 114V113H237ZM236 114V115H237ZM241 114V113H240ZM245 114V115H246ZM255 114V113H254ZM48 115H49V113H48ZM57 115V114H56ZM112 115V114H111ZM242 115H240L239 116V114L237 115L238 117H240V118H242L241 116ZM246 115V116H247ZM37 116V115H36ZM61 116V115H60ZM6 117H7V115H6ZM31 117V116H30ZM38 117H40V115L38 116ZM47 117H50V116H46L45 117V121H44V123H46L47 122V119H48V121L50 120V118H47ZM57 117V116H56ZM71 117V116H70ZM128 117V116H127ZM34 118H36V117H34ZM47 118V119H46ZM55 118V117H54ZM67 118V117H66ZM109 118V117H108ZM28 119V118H27ZM68 119V118H67ZM101 119V118H100ZM246 119V118H245ZM248 119V118H247ZM246 119V120H247ZM251 119V117L249 118V120ZM39 120V119H38ZM53 120V119H52ZM69 120V119H68ZM125 120V119H124ZM242 120V119H241ZM252 120V119H251ZM35 121V120H34ZM58 121V120H57ZM61 121V120H60ZM253 121H255V120H253ZM32 122V121H31ZM50 122H51V125H50ZM49 122V128H56V129H58V128H61V125H59V124H57V125H55L52 121H50ZM55 122V121H54ZM62 122V121H61ZM248 122V121H247ZM11 123V122H10ZM38 123V122H37ZM36 123V124H37ZM39 123H41V122H39ZM59 123V122H58ZM160 123V122H159ZM169 123V122H168ZM167 123V124H168ZM172 123V122H171ZM63 124L65 125V123L63 122ZM106 124V123H105ZM109 124V123H108ZM15 125V124H14ZM30 125V124H29ZM33 125V124H32ZM40 125H42V124H40ZM67 125V124H66ZM110 125V124H109ZM142 125V124H141ZM193 125H195V124H193ZM197 125V124H196ZM251 125V124H250ZM16 126V125H15ZM46 126H48L47 124H46ZM256 126V125H255ZM40 127V126H39ZM45 127V126H44ZM69 127V126H68ZM67 127V128H68ZM257 127V126H256ZM49 128H47V129H45V130H47V131H49L48 129ZM107 128V127H106ZM131 128V127H130ZM42 129V128H41ZM73 129H75V128H73ZM132 129H133V127H132ZM136 129V128H135ZM54 130V129H53ZM52 130V131H53ZM131 130V129H130ZM52 131H50L51 133H52ZM58 131H60V129L58 130ZM69 131V130H68ZM148 131V130H147ZM177 131V130H176ZM17 132V131H16ZM30 132V131H29ZM37 132V131H36ZM42 132H44V131H42ZM56 132V131H55ZM76 132H78V130L76 131ZM115 132V131H114ZM131 132H133L132 130L130 131V133ZM144 132V131H143ZM151 132V131H150ZM181 132V131H180ZM51 133H50V135H51ZM57 133V132H56ZM59 133V132H58ZM65 133V132H64ZM152 133V132H151ZM186 133V132H185ZM40 134H42V133H40ZM52 134H54V131H53V133ZM72 134V133H71ZM79 134V133H78ZM106 134V133H105ZM116 134V133H115ZM126 134H128V132L126 133ZM143 134V133H142ZM44 135V134H43ZM45 135H48L49 136V134H48V132H47V134L45 133ZM56 135V134H55ZM59 136H57V138L59 139L62 135H61V133L60 134H58ZM91 135V134H90ZM99 135V134H98ZM147 135V134H146ZM151 135H153V134H151ZM163 135V134H162ZM177 135V134H176ZM52 136V135H51ZM54 136V135H53ZM67 136V135H66ZM69 136V135H68ZM180 136V135H179ZM184 136V135H183ZM191 136V135H190ZM44 137V136H43ZM50 137V136H49ZM49 137H47V139L49 138ZM88 137V136H87ZM97 137V136H96ZM124 137H126V136H124ZM139 137V136H138ZM154 137V136H153ZM156 137V136H155ZM153 138V140L155 139H157V138ZM51 138V137H50ZM54 138H56V136H54ZM63 138V140L65 139L64 137H62ZM61 138V139H62ZM68 138V137H67ZM106 138H107V135H106ZM182 138H185V137H182ZM27 139V138H26ZM52 139H53V137H52ZM57 139V140H58ZM74 139V138H73ZM159 139V138H158ZM42 140H44L43 138H42ZM60 140V139H59ZM58 140V141H59ZM87 140V139H86ZM107 140V139H106ZM140 140H141V138H140ZM52 141V140H51ZM51 141H48V142H51ZM66 141H68V140H66ZM150 141V140H149ZM60 142V141H59ZM63 142V141H62ZM136 142V141H135ZM140 142V141H139ZM143 142H144V140H143ZM156 142H158V141H156ZM155 142V143H156ZM54 143V142H53ZM56 143H58V142H56ZM65 143V142H64ZM164 143V142H163ZM182 143V142H181ZM60 144H62V143H60ZM73 142H72V138H69V144H68V146H69V149L70 148H73L72 146H73ZM146 144H149V143H146ZM145 144V145H146ZM150 144H151V142H150ZM150 144H149V146H150ZM158 144V143H157ZM165 144V143H164ZM171 144V143H170ZM9 145V144H8ZM58 145V144H57ZM65 145V144H64ZM160 145V144H159ZM166 145H168L167 143H166ZM51 146H53V145H51ZM61 146V145H60ZM66 146V145H65ZM148 146V145H147ZM152 146V145H151ZM161 146H163V145H161ZM170 146V145H169ZM17 147H19V146H17ZM45 147V146H44ZM49 147V146H48ZM62 147V146H61ZM60 147V151H61V149H63V148H61ZM113 147V146H112ZM115 147V146H114ZM142 147V146H141ZM171 147V146H170ZM170 147H168V148H170ZM173 147H174V145H173ZM74 148H75V146H74ZM180 148V147H179ZM184 148V147H183ZM20 149V148H19ZM40 149V148H39ZM76 149V148H75ZM175 149V148H174ZM181 149V148H180ZM179 149V150H180ZM64 150H66V149H64ZM177 151V152H173V153H171V154H169L168 155V158H169V160L165 163L166 165H165V168H164V172L166 171L167 173H168V175L167 176H165V181L163 182V184L161 185L160 184V191H159V193L157 194V196H156V199L157 200H160V202L158 201V202H156V206H155V212L157 213L156 215H158L157 217H159V215H161L162 216V214H164V211H167V210H170V212H171V217L170 218H168L167 216H166V214H164L163 216H162V220H163V222L162 223H164L165 221L167 222V224H174V222H175V219H178V220H180L178 223H176L175 225H172V227L174 226V229H176L175 230V234H176V236L179 238V240H180V238H181V236L183 235L182 234V232L184 233V232H186V231H184L183 230V228H185L186 229V227L184 226V225H186L187 227H188V229L190 228L189 227V225L190 224H188V223H194V227H195V225H197L198 223H199V221L202 219V217H203V219H202V221L200 222V226H201V224L203 223H207L210 219L212 220V219H214V220H216L217 219V215L219 214V211H220V209H217V207L218 208H220L221 207V209L222 208H224L225 210L226 209H228L229 207H230V204H229V202L227 201V200H222L220 203L219 202H217V200H216V195H217V193L219 194V193H221V191H225V188L228 186V182L229 181H227V182H224V178L222 177V175L224 174L223 172L222 173H220V170L221 169H218V167H220V164H222V165H224V167L222 168V171L224 170L225 171V168H226V166H227V164L225 163V161H222V160H220V159H222V158H218L219 160H217L216 158H212V157H208V155L207 154H202L203 153V151H201V149H196V148H185V152L184 153H182V152H180V151ZM19 151V150H18ZM17 151V152H18ZM63 151V150H62ZM75 151H77V149L75 150ZM174 151V150H173ZM10 152V151H9ZM12 152V151H11ZM10 152V153H11ZM17 152H15V153H17ZM41 152V151H40ZM57 152V151H56ZM68 152H70V151H68ZM4 154H6L5 152H4ZM65 154H66V152H65ZM71 153H69V154H66V156L67 155H70ZM9 155V154H8ZM11 155H13V152L11 153ZM73 155V154H72ZM76 155V154H75ZM81 155H82V157H84V159H85V162H83L84 164L86 163V162H89V157L87 156V154H86V152H81ZM4 156V155H3ZM7 157V156H6ZM17 156H15V158H16ZM32 157V156H31ZM68 157H71L72 158V156H68ZM80 157V156H79ZM171 157V158H170ZM4 158H5V156H4ZM165 158V157H164ZM13 158H11V160H12ZM41 159V158H40ZM70 159V158H69ZM72 159H74V158H72ZM8 160H10V158L8 159ZM68 160V159H67ZM75 160H76V158H75ZM14 161V160H13ZM70 161H72V160H70ZM142 161H144V159H142ZM146 161V160H145ZM184 161V162H183ZM231 161V160H230ZM34 162V161H33ZM76 162V161H75ZM178 162H181L182 163V166L179 164V167H177V169H176V164H177V166H178ZM42 163V162H41ZM72 163H74V162H72ZM104 163H106V162H104ZM10 164V163H9ZM88 164V163H87ZM90 164V163H89ZM160 164V163H159ZM173 164V165H172ZM233 164V163H232ZM234 164H235V162H234ZM56 165V164H55ZM67 165H69V164H67ZM73 165V164H72ZM74 165H76V166H78L77 165V163L76 164H74ZM73 165V167H75ZM86 165V164H85ZM111 165V164H110ZM144 165V164H143ZM164 165V164H163ZM172 166V167H171ZM190 166H191V168H190ZM97 167H98V165H94L93 166V169H94V174H95V172H96V170H97ZM145 167V166H144ZM182 167H186L185 169L186 170H182ZM48 168V167H47ZM76 168V167H75ZM71 169H73V168H71ZM78 169V168H77ZM80 169V168H79ZM85 169H86V167H85ZM147 169V168H146ZM145 169V170H146ZM189 169H190V172H191V176L189 175V176H187L188 175V172H189ZM74 170V169H73ZM91 170H92V165H91ZM109 170V169H108ZM16 171V170H15ZM77 171V174H79L78 173V171L79 170H76ZM159 171V170H158ZM32 172V171H31ZM87 173H89V171H87ZM91 174V173H90ZM194 174V175H193ZM80 175V174H79ZM117 175V174H116ZM164 175V174H163ZM193 175V176H192ZM76 176V175H75ZM67 177V176H66ZM70 178V177H69ZM45 179H46V177H45ZM73 180V179H72ZM84 180H85V178H84ZM88 181V180H87ZM82 182V181H81ZM94 183V182H93ZM96 184V183H95ZM83 185V184H82ZM236 185V184H235ZM242 185V184H241ZM84 187H86V186H84L83 185V188ZM35 188V187H34ZM87 188H89V187H87ZM240 188V187H239ZM51 189H53V186H52V188ZM85 189V188H84ZM83 189V190H84ZM235 189V188H234ZM66 191V190H65ZM81 191V190H80ZM85 191V190H84ZM230 191V190H229ZM10 192V191H9ZM85 192H87V191H85ZM106 192V191H105ZM236 192V191H235ZM75 194V193H74ZM103 194V193H102ZM104 194H106V193H104ZM16 195V194H15ZM77 195V194H76ZM107 195V194H106ZM232 195V194H231ZM233 195H235V194H233ZM70 196H72V195H70ZM79 197V196H78ZM88 197V196H87ZM94 197H96V196H94ZM222 197V196H221ZM263 197V196H262ZM44 198V197H43ZM106 198H108V197H106ZM227 198V197H226ZM230 198V197H229ZM242 198V197H241ZM80 199V198H79ZM88 199H89V197H88ZM109 199V198H108ZM147 199V198H146ZM219 199V198H218ZM83 201V200H82ZM241 201V200H240ZM89 202H91V201H89ZM46 204V203H45ZM56 204V203H55ZM103 204V203H102ZM100 205V204H99ZM264 205V204H263ZM106 206V205H105ZM113 206V205H112ZM61 207V206H60ZM161 210L160 211V213L158 212V210ZM253 209V208H252ZM260 209H261V211H263V209H264V207L263 206H260ZM19 210V209H18ZM225 210H221V211H223L222 213L224 214V212H225ZM52 211V210H51ZM238 211H240V210H238ZM138 212H142V211H138ZM76 213H78V212H76ZM245 213V212H244ZM72 214V213H71ZM143 214V213H142ZM145 214V213H144ZM143 214V215H144ZM140 215V214H139ZM149 215V214H148ZM203 215V216H202ZM213 215H214V218H213ZM220 215V214H219ZM246 215H248V214H246ZM160 216V217H161ZM255 216H257V215H255ZM144 217V216H143ZM171 219H173L172 221H171ZM209 219V220H208ZM77 220H79V218L77 219ZM160 220V219H159ZM223 220L224 219H222L221 218V215H220V221H222L223 222ZM81 221V220H80ZM88 221V220H87ZM174 221V222H173ZM183 221H186V222H188V223H184ZM76 222H79V221H76ZM90 222V221H89ZM160 222V223H161ZM75 223V222H74ZM215 223H217V222H215ZM65 224V223H64ZM97 224V223H96ZM156 224V223H155ZM262 224V223H261ZM98 225H100V224H98ZM159 225V224H158ZM184 227H183V226ZM234 225V224H233ZM160 226H162V225H160ZM9 227V226H8ZM197 227V226H196ZM156 227H153L152 229H155ZM161 228V227H160ZM200 228V227H199ZM199 228L197 229V230H199ZM223 228V227H222ZM162 230H166L167 229V227L166 228H161ZM264 229V228H263ZM95 230H96V228H95ZM160 230V229H159ZM158 230V231H159ZM196 230V229H195ZM213 230V229H212ZM211 230V231H212ZM14 231V230H13ZM126 231V230H125ZM161 231V230H160ZM193 232H194V230H192ZM209 231V230H208ZM198 232V231H197ZM189 233V232H188ZM212 233V232H211ZM208 234V233H207ZM184 235H186V234H184ZM103 236H105V235H103ZM102 236V237H103ZM139 236V235H138ZM144 236V235H143ZM176 236L173 238V239H171L170 241L171 242H174L175 241V239H176V241H177V239L178 238H176ZM135 237V236H134ZM145 237V236H144ZM139 238H141V237H139ZM146 238V237H145ZM204 238H206V236H204ZM238 238V237H237ZM241 238V237H240ZM89 239V238H88ZM136 239L137 240H139L137 237H136ZM218 239V238H217ZM221 239V238H220ZM23 240V239H22ZM137 240H135V244H136V248L138 249V251H136V248H135V245H134V243H133V240H131L132 242H129V245H133V247H131V246H129L130 247V252H129V255L130 256H133L134 257V259L133 260H136V259H138V256L140 257V259L142 258V264H153V262H155V261H157L158 259H157V256H158V252H161L164 248V246H162V247H159L158 249H157V247H155L154 245H152V243H150V242H145V248H144V251H140V245H139V243H138V241ZM182 240V239H181ZM195 241L196 240H198L199 241V238H195L194 239ZM194 240H193V242H194ZM97 241H99V240H97ZM157 241V240H156ZM201 241H203V240H201ZM4 242V241H3ZM226 242V241H225ZM235 242V241H234ZM5 243V242H4ZM94 243H97L96 241L94 242ZM180 243V242H179ZM121 244V243H120ZM177 244V243H176ZM218 244H220V243H218ZM234 243H232V245H233ZM163 245V244H162ZM180 246V245H179ZM179 246H177V248L179 247ZM186 247L187 246H183L181 249L179 248L178 250L179 251H177L178 253L177 254H175L173 257H172V260H179V259H182L186 254H188V253H190L189 252V249H188V251H186ZM95 248V247H94ZM105 248H106V251H107V255H111V247H110V244L109 243H106L105 244ZM114 248V247H113ZM207 248V247H206ZM206 248H205V250H206ZM231 248V247H230ZM118 249V248H117ZM157 249V250H156ZM159 249H161V251H159ZM203 249V248H202ZM98 250V249H97ZM191 250V249H190ZM197 250V249H196ZM201 250V249H200ZM255 250V249H254ZM195 251V250H194ZM209 251H211V250H209ZM230 251V250H229ZM257 251V250H256ZM262 251V250H261ZM92 252V251H91ZM103 252V251H102ZM136 252H138V253H136ZM166 252V251H165ZM199 252H201V251H199ZM239 251L237 250V249H233L232 250V256H234L235 254H237ZM243 252V251H242ZM104 253H105V251H104ZM196 253V252H195ZM227 253H229V252H227ZM253 253H255V252H253ZM89 254V253H88ZM200 254H202V253H200ZM222 254H224V253H222ZM257 254H258V252H257ZM256 253H255V255H257ZM125 255H127V254H125ZM160 255V254H159ZM206 255V254H205ZM207 255H209V254H207ZM240 255H242L241 253H240ZM250 255V254H249ZM248 255V256H249ZM254 255V254H253ZM250 256V260H252L253 261V257H255L254 259H256L259 255H257V256ZM204 256V255H203ZM262 256H263V260H264V255H260V259H259V257L256 259V260H254L255 261V263L258 261L259 262V260L260 261H262ZM84 257V256H83ZM87 257H89V255H87ZM92 257H94V256H92ZM206 256H204V259H207V258H205ZM90 258V257H89ZM100 258V257H99ZM127 258V257H126ZM215 258V257H214ZM218 258V257H217ZM130 259V258H129ZM231 259H232V257H231ZM101 260H103V259H101ZM195 260V259H194ZM199 259H197V261H198ZM204 261H206V260H204ZM186 262V261H185ZM207 262V261H206ZM205 262V264H207ZM214 262V261H213ZM188 263V262H187ZM201 263V262H200ZM211 263V262H210ZM209 263V264H210ZM220 263V262H219ZM105 264H107V263H105ZM136 264V263H135ZM167 264V263H166ZM264 264V263H263Z\"/></svg>", "mask_w": 264, "mask_h": 264}]
</instances>
